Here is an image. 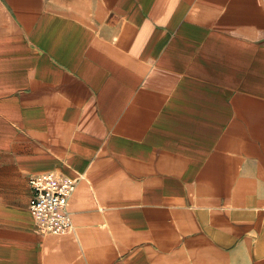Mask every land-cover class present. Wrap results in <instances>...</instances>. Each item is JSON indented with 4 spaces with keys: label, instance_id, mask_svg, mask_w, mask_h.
Segmentation results:
<instances>
[{
    "label": "crops",
    "instance_id": "1",
    "mask_svg": "<svg viewBox=\"0 0 264 264\" xmlns=\"http://www.w3.org/2000/svg\"><path fill=\"white\" fill-rule=\"evenodd\" d=\"M0 264H264V0H0Z\"/></svg>",
    "mask_w": 264,
    "mask_h": 264
},
{
    "label": "built area",
    "instance_id": "2",
    "mask_svg": "<svg viewBox=\"0 0 264 264\" xmlns=\"http://www.w3.org/2000/svg\"><path fill=\"white\" fill-rule=\"evenodd\" d=\"M32 198L29 209L43 233H68L73 224L68 201L77 181L55 171L43 172L29 178Z\"/></svg>",
    "mask_w": 264,
    "mask_h": 264
}]
</instances>
